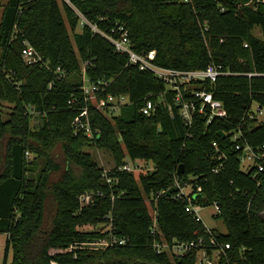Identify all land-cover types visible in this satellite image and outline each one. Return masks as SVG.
<instances>
[{"label":"trees","instance_id":"1","mask_svg":"<svg viewBox=\"0 0 264 264\" xmlns=\"http://www.w3.org/2000/svg\"><path fill=\"white\" fill-rule=\"evenodd\" d=\"M76 10L109 32L123 24L134 49L154 51L160 65L222 64L231 73L200 87L223 101L228 117L208 122L209 115L197 111L187 125L166 83L128 64L127 55L87 25L78 29ZM25 42L47 67L24 62ZM83 73L109 82L99 92L101 102L108 93L129 97L119 114L109 116L107 102L100 108L84 101ZM148 96L156 103L151 115L141 110ZM2 101L12 104L5 118L0 115V233L12 248L10 264H198L196 252L171 257L155 250L159 234L150 233L153 216L144 200L167 188L181 164L184 182L202 187L195 201L219 205L214 217L225 230L213 231L230 243L231 264H264V171L244 170L236 148L264 144V116L246 114L253 103L264 110V0H7L0 15ZM85 104L91 136L73 123ZM35 112L39 122L32 127ZM89 148L110 151L117 166L130 157L153 161L155 168L138 177L113 170L111 188ZM88 190L105 195L80 208L78 196ZM186 204L161 197L159 230L169 240L209 239ZM110 212L112 234L126 242L90 245L109 239L111 231L83 228L106 222Z\"/></svg>","mask_w":264,"mask_h":264},{"label":"built area","instance_id":"2","mask_svg":"<svg viewBox=\"0 0 264 264\" xmlns=\"http://www.w3.org/2000/svg\"><path fill=\"white\" fill-rule=\"evenodd\" d=\"M76 12L79 16V27L87 25L93 32L101 34L113 44L114 50L116 52L127 55L128 64L137 66L141 71H149L157 79L166 83L168 89L174 92L173 99L175 104L178 106L179 115L187 123V125H192L194 114L197 111L200 113H207L209 115L208 122H210L213 117H228V111L223 101L217 99L212 91H209L205 87H200L203 86L201 82L215 81L219 76L231 73L230 71H226L222 64L211 62L202 69H179L160 65L154 60V51L145 53L136 51L134 49V43L129 35L128 30L123 24L112 28L111 32H109L107 30L101 29L98 24L87 20L79 11L76 10ZM245 45L247 46L248 44ZM21 56L26 64H39L47 67L45 62H43V64L41 63L42 57L38 51L35 50V48L28 42H25V45L21 50ZM54 72L58 73L59 76L63 73V70L57 66ZM249 75H252V73ZM197 82L201 84L197 85ZM108 84V81L89 80V78H87L83 73L80 89L82 91L84 101L92 102L93 104L94 101L100 100L99 96L101 94L99 92ZM104 102L108 103L105 109H109V112H113L120 110V107L123 104L128 103L129 99L127 95H114L108 93L105 96V100L103 102L100 100L101 104ZM101 106L104 108L103 105ZM155 107V101L148 96L141 110L144 114L151 115ZM88 110V105L85 104L73 119V123L76 129H83L87 136H91L92 133L90 130ZM170 111L173 115V108L171 106ZM246 114L252 119L260 120L264 116V110L257 103H253ZM241 136L242 132L239 130L235 133L234 138L237 139ZM214 145L217 146V150L219 151L220 149L216 142H214ZM236 148L242 150L240 158L242 166L245 165L244 170H248L255 166V175L256 173L264 171V144L255 148L250 144H242L239 142L236 144ZM27 154L28 153L26 152L25 156H27ZM127 158L128 161H125L120 166L110 169H103V177L109 183L111 188L116 182L113 177H110V173L113 170L140 172L143 171L142 168L146 166V163L148 162L141 159L133 160L130 157ZM131 162H133V164ZM148 169L149 170L147 171H151L154 169V167ZM201 188V186H197L196 190L200 191ZM172 189L176 190L172 192ZM196 190L191 183L184 182V179H182L177 172L172 183L167 188L152 193L150 196H146V199L152 202L153 211L155 212L154 215L152 214L153 226L150 230V233L155 236L159 234V237L155 238L153 246L158 253H166L171 257L181 256L188 252H196L198 255V264H219L221 259H224V264H231V255L228 251L231 248V245L228 242H223L218 239L213 231V228L207 226L204 223L202 209L208 206H203L201 203L195 201L197 197ZM103 195H105V193L102 190H88L81 193L78 196L80 208L92 203L94 196ZM161 197L185 199L187 201L185 210L196 220L204 224L206 231L210 234V238L206 239L204 236H199L191 240H180L178 238H173L171 240L167 239L166 236L159 230L157 222L158 213L156 207L158 200ZM111 198L114 201L116 195L112 194ZM213 206L215 207V211L212 213V216L214 217L220 212V207L216 202H214ZM106 219L107 225L109 224L107 230L111 231L110 238L92 242L90 245L104 247L108 245L124 244L126 242V238H118L112 234V229L114 226L111 212L106 215Z\"/></svg>","mask_w":264,"mask_h":264},{"label":"rangeland","instance_id":"3","mask_svg":"<svg viewBox=\"0 0 264 264\" xmlns=\"http://www.w3.org/2000/svg\"><path fill=\"white\" fill-rule=\"evenodd\" d=\"M7 0H0V15H1V11L3 8V5L6 3ZM58 3L61 4V0H58ZM79 29V26H78ZM254 33L258 36L261 35L260 32V28L257 26L254 28ZM128 97V96H127ZM129 99V97H128ZM96 106H99L100 108H103L100 104V100L98 101H94V103ZM12 107L11 103H8L6 101H2L0 102V115L2 116V118H5L8 114V112L10 111ZM120 110H116L113 112H107V114L109 116L111 115H117L119 114ZM37 113H32V117L30 120V124L32 127H36L38 125L39 122V118L37 117ZM93 157L99 161L100 165L104 168V169H110L113 167H116V162L114 160V156L113 154L106 150V149H102V148H89L88 149ZM0 151L1 154L3 155L4 149L2 147H0ZM58 151V150H57ZM58 156H59V152H57ZM125 161H128V158L125 159ZM138 162V161H135ZM133 164V162H131ZM155 168V164L153 161H148L146 163V166H144L142 168L143 171H135L132 172L134 173L135 177H138L140 173L145 172L147 170H149L148 168ZM243 169H245V165L242 166ZM145 204L147 205V207L149 208L150 212L154 215L155 212L153 211V204L151 201H149L148 199H146L145 196ZM215 211V207L213 205L205 207L202 209V215L204 217V223L211 227V228H216L217 230L220 231H224L225 230V226L222 223V221L220 219H217L215 217L212 216V213ZM109 224L107 225L106 222H99L96 223L95 225L92 226H88V227H84L83 229L86 230H91V229H96L99 230L100 228H102L103 230L108 229ZM12 259V248L11 246H6V234L5 233H0V264H10Z\"/></svg>","mask_w":264,"mask_h":264},{"label":"water","instance_id":"4","mask_svg":"<svg viewBox=\"0 0 264 264\" xmlns=\"http://www.w3.org/2000/svg\"><path fill=\"white\" fill-rule=\"evenodd\" d=\"M221 134L224 135L223 132H222ZM183 172H184V165L181 164V166H180L179 169H178V173H179V174H182ZM263 215H264V212H263Z\"/></svg>","mask_w":264,"mask_h":264}]
</instances>
